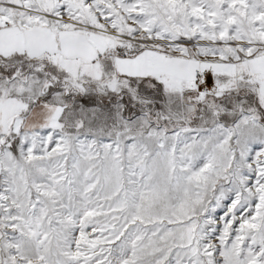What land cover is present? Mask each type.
Masks as SVG:
<instances>
[{
	"label": "snow or ice",
	"instance_id": "1",
	"mask_svg": "<svg viewBox=\"0 0 264 264\" xmlns=\"http://www.w3.org/2000/svg\"><path fill=\"white\" fill-rule=\"evenodd\" d=\"M0 264H264V0H0Z\"/></svg>",
	"mask_w": 264,
	"mask_h": 264
}]
</instances>
